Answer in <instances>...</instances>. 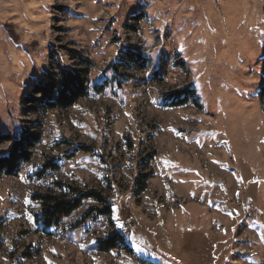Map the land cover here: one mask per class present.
I'll return each mask as SVG.
<instances>
[{
  "label": "rangeland",
  "instance_id": "obj_1",
  "mask_svg": "<svg viewBox=\"0 0 264 264\" xmlns=\"http://www.w3.org/2000/svg\"><path fill=\"white\" fill-rule=\"evenodd\" d=\"M69 72L86 96L47 109ZM263 89L264 0H0V157L21 130L29 153L0 176V264H264ZM71 190L100 200L34 222Z\"/></svg>",
  "mask_w": 264,
  "mask_h": 264
},
{
  "label": "trees",
  "instance_id": "obj_2",
  "mask_svg": "<svg viewBox=\"0 0 264 264\" xmlns=\"http://www.w3.org/2000/svg\"><path fill=\"white\" fill-rule=\"evenodd\" d=\"M130 53H126L129 55ZM134 56L137 53H132ZM138 56V55H137ZM70 77H65V81L59 83V86L55 89L53 96L50 98L51 101L47 102V109L53 110L56 108L66 109L69 108L73 103L77 100L86 96V91L83 84L79 81V79L73 75L72 72L68 73ZM46 80H50V77L46 74ZM72 79V81H69ZM95 93H100L103 90L102 85H95L93 88ZM264 89L262 90L263 94ZM52 93V87H47V85L41 86L39 84L35 85L31 91L29 96L25 97L22 101V104L26 103H36L40 102V100L35 99V96L40 97V99L45 100L48 98V95ZM195 91L190 88L179 90L170 95L171 101L169 103H163L162 106H166L169 108H178L183 107L184 105L192 102L197 104V99H194ZM31 112H35V109L32 108ZM25 130H21V136L18 139H11V137L5 135L2 136L5 140L11 142V146L6 155L0 157V176H14L15 172L18 170V166L20 162L28 161L29 153L27 151H23L22 144L24 142ZM88 149L85 146H77L74 149V152L68 156L71 158L77 152H88ZM58 166L54 163H47L43 166L40 172L36 174V176L41 177L48 170H56ZM63 188V187H62ZM60 190H62L60 188ZM70 197H67L68 193H63L62 196L57 197L52 194L46 195H34L31 199L33 201H39L41 203V211L35 215L34 222L37 225H40L44 230L56 227L59 225L63 218L68 217L74 211L78 210L82 203L87 199H95L100 200L99 197L93 193H82L77 190L70 191ZM247 213H251L249 209H246ZM104 213H110V210L105 209ZM125 244V239L123 235L120 233H114L103 240H99L96 243V248L101 252H107L109 250H113L119 248L121 245ZM130 250V249H129Z\"/></svg>",
  "mask_w": 264,
  "mask_h": 264
},
{
  "label": "built area",
  "instance_id": "obj_3",
  "mask_svg": "<svg viewBox=\"0 0 264 264\" xmlns=\"http://www.w3.org/2000/svg\"><path fill=\"white\" fill-rule=\"evenodd\" d=\"M121 230L124 232H130L131 231V226L129 223V220H124V222L121 223Z\"/></svg>",
  "mask_w": 264,
  "mask_h": 264
},
{
  "label": "snow or ice",
  "instance_id": "obj_4",
  "mask_svg": "<svg viewBox=\"0 0 264 264\" xmlns=\"http://www.w3.org/2000/svg\"><path fill=\"white\" fill-rule=\"evenodd\" d=\"M120 226H121V225H119V224L117 225V227H120Z\"/></svg>",
  "mask_w": 264,
  "mask_h": 264
}]
</instances>
